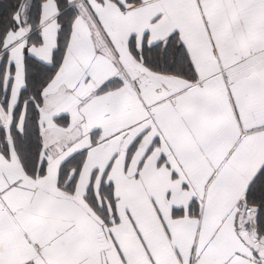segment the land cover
I'll return each instance as SVG.
<instances>
[{"label": "snow or ice", "instance_id": "1", "mask_svg": "<svg viewBox=\"0 0 264 264\" xmlns=\"http://www.w3.org/2000/svg\"><path fill=\"white\" fill-rule=\"evenodd\" d=\"M0 264H264V0H17Z\"/></svg>", "mask_w": 264, "mask_h": 264}, {"label": "trees", "instance_id": "2", "mask_svg": "<svg viewBox=\"0 0 264 264\" xmlns=\"http://www.w3.org/2000/svg\"><path fill=\"white\" fill-rule=\"evenodd\" d=\"M16 2L17 0H0V22H3L8 17L10 10Z\"/></svg>", "mask_w": 264, "mask_h": 264}]
</instances>
